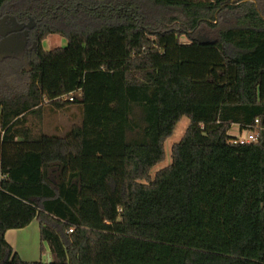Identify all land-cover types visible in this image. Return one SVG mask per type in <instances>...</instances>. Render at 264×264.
Listing matches in <instances>:
<instances>
[{
  "label": "trees",
  "instance_id": "trees-1",
  "mask_svg": "<svg viewBox=\"0 0 264 264\" xmlns=\"http://www.w3.org/2000/svg\"><path fill=\"white\" fill-rule=\"evenodd\" d=\"M17 33L22 57L0 56V264H264V0H0V42ZM51 35L67 47L45 50ZM73 107L65 136L41 130ZM235 125L258 141L234 145ZM34 221L51 263L6 240Z\"/></svg>",
  "mask_w": 264,
  "mask_h": 264
},
{
  "label": "rangeland",
  "instance_id": "rangeland-1",
  "mask_svg": "<svg viewBox=\"0 0 264 264\" xmlns=\"http://www.w3.org/2000/svg\"><path fill=\"white\" fill-rule=\"evenodd\" d=\"M182 40L183 42H187V39L185 37ZM25 44H26L25 36L22 33H17L12 37L5 38V40L0 42V56L10 54V55H17L19 57H22L25 49ZM67 45H68V41L59 35H51L44 42V48L47 51H51L57 48H65L67 47ZM136 116H140V110L136 111ZM80 122H81L80 112L77 109V107H73L68 112H60L55 115L46 116L44 118V121L40 124V128L44 133H47L49 135H58L63 137L67 134V132L72 128L73 125L80 124ZM189 124L190 121L187 117L183 118V120L178 124L173 136L166 142L165 145L166 154H167L166 160L165 162L153 168L151 172L153 177H155L160 170L172 164L173 162L172 148L175 144L179 143L182 140L188 129ZM231 134H239V130L236 126L232 129ZM29 237H30L29 239L30 243L32 244V246H34V252L36 251L35 248L37 249L38 247L40 249L41 247L40 234L30 229ZM25 247L26 245L23 244L17 247L19 249L18 251H20V253L23 254L24 258L27 256L24 252ZM30 254L31 252H29V256ZM47 256L43 255L41 260H46L48 258ZM28 260L31 261L32 259H28ZM31 262H35V261H31Z\"/></svg>",
  "mask_w": 264,
  "mask_h": 264
},
{
  "label": "crops",
  "instance_id": "crops-1",
  "mask_svg": "<svg viewBox=\"0 0 264 264\" xmlns=\"http://www.w3.org/2000/svg\"><path fill=\"white\" fill-rule=\"evenodd\" d=\"M48 39V38H47ZM46 41V40H45ZM238 130H239V134H231L230 135L232 137H236V136H240L242 134H245L246 132H243L239 126L235 125ZM234 126V127H235ZM233 127V128H234ZM232 128V129H233ZM232 131V130H231ZM37 226V227H36ZM37 228V229H36ZM30 229H32L34 232L40 234V227H39V223L37 221H34L29 227L24 228V229H15V230H9L6 233V240L8 241V243L14 248L15 252L18 253L20 255V257L26 261V262H31V261H35L38 262L42 259V254H41V247L40 249L37 247V249L35 248V252H34V246H32V244L30 243L29 239V232ZM26 245V247L24 248V252L27 255L25 258L23 257V254L20 253V251H18L19 249L17 247H19V245ZM21 247V246H20ZM30 248V250H29ZM29 252H31L30 256H29ZM29 257V258H28ZM48 257V256H47ZM28 259H32L31 261H29Z\"/></svg>",
  "mask_w": 264,
  "mask_h": 264
},
{
  "label": "built area",
  "instance_id": "built-area-1",
  "mask_svg": "<svg viewBox=\"0 0 264 264\" xmlns=\"http://www.w3.org/2000/svg\"><path fill=\"white\" fill-rule=\"evenodd\" d=\"M259 121H257L258 123ZM258 141V135L255 133L246 132L245 134H242L240 136L234 137V139L231 141L234 145H246L250 143H254ZM72 232V231H71Z\"/></svg>",
  "mask_w": 264,
  "mask_h": 264
},
{
  "label": "water",
  "instance_id": "water-1",
  "mask_svg": "<svg viewBox=\"0 0 264 264\" xmlns=\"http://www.w3.org/2000/svg\"><path fill=\"white\" fill-rule=\"evenodd\" d=\"M202 40H203V39H202ZM203 41H204V40H203ZM48 262H49V263L52 262L50 255H48Z\"/></svg>",
  "mask_w": 264,
  "mask_h": 264
}]
</instances>
